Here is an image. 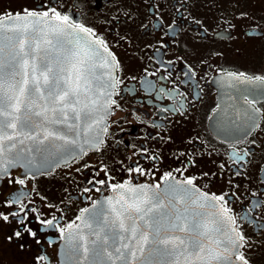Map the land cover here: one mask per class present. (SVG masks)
<instances>
[{
    "label": "flooded vegetation",
    "instance_id": "af4514ba",
    "mask_svg": "<svg viewBox=\"0 0 264 264\" xmlns=\"http://www.w3.org/2000/svg\"><path fill=\"white\" fill-rule=\"evenodd\" d=\"M40 5L41 0H0V15ZM52 6L105 40L120 81L114 89L118 95L112 96L118 106L106 119L101 151L89 149L50 172L29 174L24 185L0 180V201L27 193L24 203L31 200L29 207L42 219L55 215L66 225L77 222L93 200L112 193L83 191L101 162L112 182L155 184L167 172L177 180L194 177L206 193H229V206L248 238L246 255L251 264H264V206L253 207L258 200L264 205V96L257 91L255 104L243 103L240 93L257 86L227 75L264 76V0H52ZM148 82L170 94L149 89ZM233 107L260 110L255 113L259 126L247 137L243 130L220 129L218 121ZM234 151L250 155L234 163ZM152 155L157 159L145 158ZM136 163L151 174L130 177L127 169ZM27 172L12 168L10 176ZM35 216L29 213V227L40 243L27 237L24 248L8 239L19 225L0 222V264H58L59 228L42 226Z\"/></svg>",
    "mask_w": 264,
    "mask_h": 264
},
{
    "label": "snow or ice",
    "instance_id": "6c2138e0",
    "mask_svg": "<svg viewBox=\"0 0 264 264\" xmlns=\"http://www.w3.org/2000/svg\"><path fill=\"white\" fill-rule=\"evenodd\" d=\"M4 16L22 23L5 27ZM102 52L111 56L105 40L52 6V0H41L39 10L0 15V180L24 185L29 174L34 178L41 169L50 172L61 160L82 157L89 149L101 151L108 133L104 122L118 106L112 96L118 95L114 89L120 82L111 72H96L112 66ZM227 75L257 86L240 93L243 103L255 104L257 91L264 96V76ZM148 88L170 94L151 82ZM259 111L233 107L218 124L225 133L243 130L247 137L259 126L255 115ZM230 118L231 124L226 123ZM232 155L235 163L250 153ZM18 165L28 172L12 178L10 169ZM127 171L130 177L151 174L139 163ZM114 179L101 162L87 181L91 187L83 191L108 189L113 195L81 209L76 217L80 223L60 225L55 215L42 219L36 208L29 207L31 200L24 203L28 198L24 192L0 201V222L19 225L8 239L15 238L24 248L27 237L40 243L37 231L29 227V213H36L38 224L59 228L67 264H251L248 238L229 206V193L201 192L194 177L177 180L172 172L155 184ZM261 206L258 200L253 207Z\"/></svg>",
    "mask_w": 264,
    "mask_h": 264
},
{
    "label": "water",
    "instance_id": "95a60500",
    "mask_svg": "<svg viewBox=\"0 0 264 264\" xmlns=\"http://www.w3.org/2000/svg\"><path fill=\"white\" fill-rule=\"evenodd\" d=\"M12 23H22V22H20V21H9L7 17H5L4 20H3V24H4L5 27L10 26ZM101 51H102V49H101ZM102 55L105 56L110 62H112V61H111V58H110V56H108V54L102 52ZM111 65H112L111 67L97 68V69H96V72H97L98 74H99V73H108V72H111V74L114 76L113 62H112ZM69 122H71V121H69ZM104 123H106V121H105ZM102 126H103V125H102ZM29 143H30V142H29ZM67 160H69V159H67ZM63 161H66V160H61V161L59 162V164H60L61 162H63ZM17 167H21V168H23V169H26V168H24V167H22V166H19V165L16 166V167H14V168H17ZM41 170H43V169H41ZM27 171H28V169H27ZM162 187H163V185H162ZM197 188H198V187H197ZM198 189H200V188H198ZM200 191H201V192H204V191L201 190V189H200ZM112 195H113V193H111L110 195H107V196H105V197H102L101 199H99V200H97V201H103L106 197H109V196H112ZM91 207H92V205H91L89 208H91ZM76 223H80V222L77 221ZM64 243H65V242H64L63 240H61L60 245H59V250H58V264H67V261H66V259H65V255H64ZM116 264H121V262H120V261H117Z\"/></svg>",
    "mask_w": 264,
    "mask_h": 264
}]
</instances>
